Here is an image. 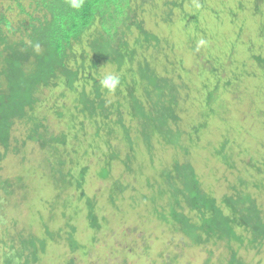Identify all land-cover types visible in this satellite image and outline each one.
Segmentation results:
<instances>
[{
	"label": "trees",
	"instance_id": "16d2710c",
	"mask_svg": "<svg viewBox=\"0 0 264 264\" xmlns=\"http://www.w3.org/2000/svg\"><path fill=\"white\" fill-rule=\"evenodd\" d=\"M6 1L15 4L26 19L15 23L0 13V171L10 151L20 154L27 143H34L45 155L47 176L58 192L54 204L70 189L77 193L70 221L83 215L90 230L97 233L107 227L108 218L98 211L96 195H88L84 189L93 173L109 183L103 195L117 221L118 216L139 215L145 207L182 239L185 248H200L211 258V248L224 246L225 264H247L240 250L263 249L264 207L256 197L259 192L252 188L264 186V159H255L249 147L243 148L237 128L225 118L230 100L226 102L219 94L224 91L220 87H232V94L225 93L237 102L247 84L231 69L233 77L221 80L224 61L235 56L240 37L251 30L248 20L239 16L243 3L232 8L223 0H214L212 5L210 0ZM23 1L33 12L27 11ZM248 4L259 21L255 38L264 41V0ZM174 10L180 14L175 15ZM204 13L213 15L212 21L214 16L226 14L233 19L231 24L239 26L223 41L228 35L222 24L212 22L205 27ZM150 18L158 19L159 32L146 28L145 20ZM214 29L218 30L216 37L211 36ZM205 38L214 42L220 38L222 48L219 43L201 42ZM223 50L226 60L221 56ZM179 51L184 53L177 54ZM191 58L203 62L184 66ZM252 61L264 83V56L260 53ZM244 74L249 76L247 71ZM51 100L53 105L44 109ZM188 110L193 116L189 122ZM49 114L57 123H66L65 128H50ZM257 117L264 120V106ZM215 122L223 126L224 134L214 143L204 135ZM19 123L25 125L22 140L14 136ZM233 136L239 141L233 142ZM166 148L180 150L181 156L153 168L156 153ZM208 149L226 170L235 166L237 157H249L231 192L219 197L194 166L198 161L211 162ZM118 166L122 172L115 177ZM34 172L30 170L31 182L36 178L31 176ZM123 175L133 176L136 183H127ZM24 178L10 181L0 177V190L6 196L16 191L27 196L30 190ZM128 191L131 198L122 211L118 203L126 201L123 195ZM63 202L66 207L67 201ZM43 226L45 239L19 235V247L27 252L17 254L20 260L25 256L27 264H36L38 253L44 254L48 244L61 242L71 254H86V245L76 239L75 226L67 224L66 233ZM174 242H167L162 264L179 263L183 251L175 244L176 251Z\"/></svg>",
	"mask_w": 264,
	"mask_h": 264
},
{
	"label": "rangeland",
	"instance_id": "374dc122",
	"mask_svg": "<svg viewBox=\"0 0 264 264\" xmlns=\"http://www.w3.org/2000/svg\"><path fill=\"white\" fill-rule=\"evenodd\" d=\"M212 1L214 0H210L209 4L212 5ZM251 1L252 0H223L225 3L229 2L228 4L232 8L237 6V2L243 3L244 11L239 13V16H241V19L248 20L247 24L251 28V33L246 32L243 37H240L242 40L238 45L241 47L236 50L234 57H228L229 60L227 61L226 57L224 58V50L221 55L226 60L223 65L226 69L223 72L221 80L226 81L233 77L230 74L231 69L234 70L237 75H241L243 81H247V84L244 85V89L242 87L243 91L240 100L236 102V100L233 99L235 97L231 95L233 92L232 87H229L227 90L220 87V90L224 91L219 94H221V99L226 102L230 100L231 105H229V112L225 118L230 122L234 130L237 128L235 131L240 137L241 142L245 144L243 148L249 147L251 151L250 154L254 155L256 157L255 159L261 160L262 158L264 159V120L260 119L259 121L257 112L260 107L264 106V93L261 91L264 90V83L263 80H261L262 77L259 70L253 64L252 57L258 56L260 53L264 56V41L255 38L257 32L256 23L259 21L252 16V7L249 9L250 4L248 3ZM22 4L27 11L33 12L27 2L23 1ZM245 4H247L246 8ZM1 12L6 13L15 23L21 19H26V16L18 14V8L11 1L0 0V13ZM174 14L179 15L180 12L174 10ZM203 16L206 18L207 22L205 27L208 24H212V22L222 24L221 26L224 28H222L223 33L228 35L223 41H228L233 34L231 30L239 26L231 24L233 19L228 18L226 14L223 15L221 13V16H214L213 21V15L209 17L211 15L204 13ZM157 22V18L145 20L146 28L152 29L156 33L159 32ZM180 31L183 32L184 28L180 29ZM217 31L216 29L212 30L211 36L216 37L217 35L215 34ZM177 37L179 39H185L181 36ZM205 39L206 42L204 39L203 41L201 40V42H211L212 45L219 43V47L222 48L223 41H221L220 38L219 41L217 40L215 42L207 38ZM254 40H257L256 42L258 44H256ZM260 41L262 42V47H259ZM180 43H184V41ZM250 47L251 50L248 51L246 48ZM183 53L184 51L177 52V54L180 55ZM204 57H209L207 52ZM202 62V60H194L191 58L190 62L188 59L185 61L184 66H198V64ZM253 68H256L254 70L255 79L251 77ZM245 71L248 72L249 76L244 74ZM225 92H231V94ZM194 101V98L191 99V102ZM53 103L54 101L52 100L47 101L44 104V109H49ZM181 116L183 117V114H181ZM192 117V111L188 110L187 121L189 122V119ZM47 118L49 126L53 130H62L65 128L66 123H57L51 114H49ZM14 130L15 138L22 140L24 138L25 125L23 123L16 124ZM223 134V126L221 128L215 122L211 124L204 138L206 141L210 140L215 143V140L220 139ZM232 139L233 142L239 141L234 136ZM200 145L201 148L205 147V143L203 142ZM256 153L260 154L261 158L258 157ZM209 154L211 155V151L208 152L211 162L202 164L198 161V163L194 165L196 170L205 174L207 182L212 184V190L216 197L225 193H230V188L235 186L236 178L243 175L245 172L244 163L248 161L249 157L241 155L240 158H242V160H238L239 157H237L235 166L226 170L225 168H221L222 166L218 163L217 158ZM180 156V150L173 151L167 149V151L158 152L156 153V158L152 167L160 168V162L166 163V159H177V157L179 158ZM94 161L96 162V160ZM44 163L45 155L43 151L34 143H27L20 154H14L10 151L1 164V179L14 181L18 177L22 175L24 177L25 175L26 179L24 178V181L25 184L29 186L28 189L30 191L27 192V196L24 191H16L13 195L6 196L5 193L0 190V264H27L25 256H23L21 260L17 257L18 253L27 255V252L19 247L17 239L19 235H33L38 239H45L42 233L44 224L47 225L50 230L59 231L60 229L62 233L68 232L67 224L75 226L77 228L76 239L81 244L86 245L87 250L85 251V255L80 252L71 254L63 242L50 245L47 243L45 255L38 253L40 261L36 264H69L71 260V264H162L166 261V252H168L166 251V244L170 241H175L173 247H176L175 244H177L178 248L181 247L180 249L183 251L178 264H225L226 261L224 260V256H227V250L224 246H220L215 250L211 248V250H213V256L211 258L200 248H185L182 239L179 236L171 234L166 229V225L153 217L148 212L150 209L148 210L145 207L141 208L139 215L131 213L126 218L118 216L117 221V218L112 215L113 210L107 205V201L103 195V190L107 189L109 183L96 178L93 173H90L87 178L84 189L88 195H96L98 211H101L102 215L108 218L107 225H105L107 227L101 228L102 230L100 229L96 233L87 228L83 215H79L74 221H70L73 207L78 203L75 200L77 193L70 189L65 194H62L61 198L57 200V204H54L58 192L53 188L54 185L50 177L47 176L49 170L47 169V171L45 169ZM32 169L35 172L31 174V176L36 178L31 182L29 176L30 170ZM121 172L119 166L115 167L113 175L117 177ZM123 179L130 184L136 183L133 176L129 177L128 175H123ZM252 189L255 193L256 191L259 192L256 193V197L258 201L262 202L264 207V186H261L258 190L255 188ZM101 195L104 197L101 198ZM23 196H25V198H23ZM68 197L70 198L68 199ZM123 198H125L126 201L119 202L118 205L121 206L122 211H125L124 203L128 200L130 201V192L128 191L124 194ZM63 200L67 201L66 207H63ZM132 230H134V232ZM93 239L95 241H93ZM12 246L14 249L11 248ZM147 247L149 248L148 251L144 250ZM129 248L133 250L129 251ZM178 248L176 247L175 250L179 252ZM240 256L247 264H264V247L260 251L240 250Z\"/></svg>",
	"mask_w": 264,
	"mask_h": 264
}]
</instances>
